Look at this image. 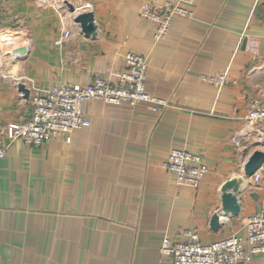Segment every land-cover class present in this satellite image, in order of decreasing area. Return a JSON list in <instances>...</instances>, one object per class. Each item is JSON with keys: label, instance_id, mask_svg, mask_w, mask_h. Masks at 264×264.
<instances>
[{"label": "crops", "instance_id": "1", "mask_svg": "<svg viewBox=\"0 0 264 264\" xmlns=\"http://www.w3.org/2000/svg\"><path fill=\"white\" fill-rule=\"evenodd\" d=\"M151 1L0 5V129L29 110L15 78L40 94L93 75L115 82L128 51L146 59L145 91L170 103L154 112L147 103L91 100L82 105L87 126L37 146L0 133L9 144L0 159V264H173L162 240L183 241L185 231L204 244L235 234L248 248L244 220L264 205V168L257 184L241 179L237 216L221 212L220 187L241 178L247 157L264 148V124L238 151L230 144L248 108L264 104V0L184 3L192 17L174 16L159 40L155 23L139 13ZM83 11L93 13V37L73 21ZM22 44L26 55H14ZM220 73L221 86L201 78ZM172 149L202 156L208 172L197 187L177 185L160 167ZM247 264H264V254Z\"/></svg>", "mask_w": 264, "mask_h": 264}, {"label": "built area", "instance_id": "2", "mask_svg": "<svg viewBox=\"0 0 264 264\" xmlns=\"http://www.w3.org/2000/svg\"><path fill=\"white\" fill-rule=\"evenodd\" d=\"M6 0H0V5ZM193 0H154L142 3L139 7L141 16L153 21L156 25L154 38L162 39L169 31L172 18L176 15L192 17L193 13L184 3ZM1 21V13H0ZM70 35L65 29L62 38ZM58 39L57 42H60ZM124 67L117 81L93 75L85 85L55 83L45 94H40L33 86H26V78H15L28 88L29 110L26 117L19 122L5 124L0 133L7 137L9 143L22 139L27 145H42L53 136H63L72 130L87 126L82 105L95 99L117 104L127 102L130 105L147 103L154 112L164 111L170 103L145 91L147 62L143 55L128 51L123 55ZM225 73L217 76L201 75L207 82L221 86L225 83ZM245 129L230 137V144L235 150L242 147L241 140L247 137L257 125L264 124V104L252 105L244 115ZM0 138V159L5 155L9 144ZM67 142L70 137L67 136ZM160 167L169 172L177 185L185 184L197 187L208 172L200 154L183 149H172ZM253 183L261 181V170L252 176ZM246 242L238 235H229L209 244L201 243L194 231H185L186 239L172 242L162 240L160 252L169 257L173 264H247L253 253L264 254V205L258 212L250 214L244 220Z\"/></svg>", "mask_w": 264, "mask_h": 264}, {"label": "water", "instance_id": "3", "mask_svg": "<svg viewBox=\"0 0 264 264\" xmlns=\"http://www.w3.org/2000/svg\"><path fill=\"white\" fill-rule=\"evenodd\" d=\"M72 10V8H71ZM73 21L78 24L81 33L85 37H93L95 25L93 13L91 11H83L77 13ZM27 46L21 45L12 49V53L19 57H24L27 53ZM18 91L24 98H28L29 90L23 83H18ZM264 168V148H257L251 152L247 159L242 164L241 178H230L224 181L220 187L221 212L223 215L237 216L240 212V203L237 194L240 193L239 185L241 179L250 178L256 171ZM219 213H213L210 218V227L216 230L219 226Z\"/></svg>", "mask_w": 264, "mask_h": 264}, {"label": "bare ground", "instance_id": "4", "mask_svg": "<svg viewBox=\"0 0 264 264\" xmlns=\"http://www.w3.org/2000/svg\"><path fill=\"white\" fill-rule=\"evenodd\" d=\"M20 44V43H19ZM18 45V44H17ZM16 46V45H15Z\"/></svg>", "mask_w": 264, "mask_h": 264}, {"label": "rangeland", "instance_id": "5", "mask_svg": "<svg viewBox=\"0 0 264 264\" xmlns=\"http://www.w3.org/2000/svg\"><path fill=\"white\" fill-rule=\"evenodd\" d=\"M23 45V44H22ZM21 46V45H20Z\"/></svg>", "mask_w": 264, "mask_h": 264}]
</instances>
